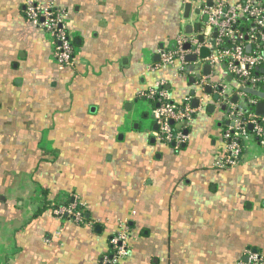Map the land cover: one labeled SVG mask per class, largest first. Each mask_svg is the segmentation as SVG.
I'll list each match as a JSON object with an SVG mask.
<instances>
[{"label":"crops","instance_id":"1","mask_svg":"<svg viewBox=\"0 0 264 264\" xmlns=\"http://www.w3.org/2000/svg\"><path fill=\"white\" fill-rule=\"evenodd\" d=\"M25 2L0 0V264H101L124 221L120 264H245L248 250L264 264V147L216 168L217 94L178 61L154 67L158 50L201 25L193 11L184 25L188 0H55L74 47L65 68ZM159 81L175 105L187 96L203 105L179 149L140 121L139 94ZM68 202L89 222L53 213Z\"/></svg>","mask_w":264,"mask_h":264},{"label":"built area","instance_id":"2","mask_svg":"<svg viewBox=\"0 0 264 264\" xmlns=\"http://www.w3.org/2000/svg\"><path fill=\"white\" fill-rule=\"evenodd\" d=\"M211 2L210 7L206 1L193 3L199 9V16L194 15L195 18L202 20L206 16V22L201 23L200 20L197 32L177 37L175 49L158 50L159 63L154 67L165 68L178 61V72L193 76L195 85L200 89L209 86L225 105L221 132L225 151L215 163L216 168L223 170L241 163L251 145L257 149L264 147V116L255 113L257 104L264 102V0ZM193 10L194 7L191 12ZM23 13L27 21L48 36L56 65L60 68L71 66L74 47L67 33L64 9L57 8L55 0H26ZM198 36H202L201 42ZM185 44H189L188 49H184ZM203 47L208 49V54L200 58ZM187 56H196L191 73H186ZM204 66H208V74H204ZM213 77H218V80L211 81ZM227 77H230V82ZM234 95L237 96L236 103L230 100ZM139 98L150 104L149 113L157 127L159 140L174 149L182 147L187 138L185 126L203 105L193 107L192 96L175 105L160 81L141 92ZM76 206L73 202L55 207L53 213L75 224H84L83 210H77ZM128 238V224L120 222L108 241V252L101 257L100 263L120 264L126 259L129 256ZM246 257L245 264L263 263L259 252L248 250Z\"/></svg>","mask_w":264,"mask_h":264},{"label":"water","instance_id":"3","mask_svg":"<svg viewBox=\"0 0 264 264\" xmlns=\"http://www.w3.org/2000/svg\"><path fill=\"white\" fill-rule=\"evenodd\" d=\"M197 1L198 0H188V2H186L184 4V14H183V18L184 19L187 20L190 17V13H191V10L193 8V4L192 3H196ZM211 3H212L211 0H207L206 1V5L208 7L211 6ZM193 13H194L195 16H199V9L198 8H194ZM206 19H207L206 16H203V18H202L203 22H206ZM199 29H200V26L197 25L195 27V30L198 31ZM186 32L187 33L191 32V26H186ZM198 40L201 42L202 41V36H198ZM188 48H189V44H185L184 45V49H188ZM207 54H208V49L203 47L200 50L199 57L200 58H204V57L207 56ZM158 59H159V57H158ZM195 59H196V56H187L186 57V61L187 62H194ZM203 72H204V74H207L209 72L208 66H204ZM192 81H193L192 78H190L189 82H192ZM227 81H230V77H227ZM206 92L207 93L210 92L208 88H206ZM226 96L227 95H225L224 97H226ZM217 98H218V96L214 97V99H217ZM230 100H231L232 103H236L237 102V96H235V95L232 96ZM197 104H198L197 100H193L192 101V106L193 107H196ZM220 110H221V112H225V105L224 104L221 105V109ZM255 113L257 115H259V116H264V102H260V103L257 104V106L255 107ZM225 125H227V122H225ZM135 128H136V126H135ZM248 129L250 130L251 127L249 126ZM153 130H155V131L157 130V127H156L155 124H153ZM184 133L186 134V131ZM70 201L72 202L73 200L71 199ZM86 218H88V216H86Z\"/></svg>","mask_w":264,"mask_h":264},{"label":"rangeland","instance_id":"4","mask_svg":"<svg viewBox=\"0 0 264 264\" xmlns=\"http://www.w3.org/2000/svg\"><path fill=\"white\" fill-rule=\"evenodd\" d=\"M189 23H191V24H193L192 22H191V20H186L185 21V23H184V25L185 24H189ZM142 103L141 104H143V106H144V108H143V110H144V112L146 113L145 115H146V117L141 113L140 114V117H142V118H140V121L143 123H145V125H146V127H147V129H151V126H152V124H153V121H152V118H151V116H150V104H149V102L148 101H141ZM144 124H140V127H141V129L144 127L143 126ZM154 135H155V133H154ZM161 143V142H160ZM75 224V223H74ZM77 225H81V224H77Z\"/></svg>","mask_w":264,"mask_h":264},{"label":"trees","instance_id":"5","mask_svg":"<svg viewBox=\"0 0 264 264\" xmlns=\"http://www.w3.org/2000/svg\"><path fill=\"white\" fill-rule=\"evenodd\" d=\"M68 204H70V202H68L66 205H68ZM76 209L77 210H80V209H82V207H80L79 205H77L76 206ZM83 214H84V223H87V222H89V220L86 218V214L83 212ZM256 252H257V250H255Z\"/></svg>","mask_w":264,"mask_h":264}]
</instances>
